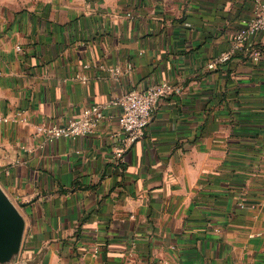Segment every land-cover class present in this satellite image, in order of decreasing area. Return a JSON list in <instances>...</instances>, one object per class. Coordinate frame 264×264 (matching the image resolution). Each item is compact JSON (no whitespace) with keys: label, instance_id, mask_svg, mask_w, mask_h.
I'll use <instances>...</instances> for the list:
<instances>
[{"label":"crops","instance_id":"0c3cea01","mask_svg":"<svg viewBox=\"0 0 264 264\" xmlns=\"http://www.w3.org/2000/svg\"><path fill=\"white\" fill-rule=\"evenodd\" d=\"M251 11L250 0H0V190L24 221L0 264H264V33L207 67ZM161 81L174 90L122 149L111 102ZM97 102L89 134L35 130Z\"/></svg>","mask_w":264,"mask_h":264},{"label":"built area","instance_id":"2783aa9c","mask_svg":"<svg viewBox=\"0 0 264 264\" xmlns=\"http://www.w3.org/2000/svg\"><path fill=\"white\" fill-rule=\"evenodd\" d=\"M252 3L251 15L244 20V25L232 35V46L214 56L208 63V68H214L219 63L228 61L240 48L241 43L247 42L252 33H264V0H250ZM19 48V47H18ZM249 54L257 59L258 49H252ZM124 72L130 71V61H123ZM114 73L121 72L118 65L109 68ZM174 90L168 81H161L148 85L143 89H130L118 96L111 103L119 108L118 124L124 135V146L130 145L143 134L153 109L157 102ZM103 103H93L81 110L77 115L70 117L64 124L38 123L35 125L37 133H42L49 139L56 137H76L91 133L103 117L105 108ZM122 149L117 152L121 157ZM263 202L260 201L259 204Z\"/></svg>","mask_w":264,"mask_h":264},{"label":"water","instance_id":"95a60500","mask_svg":"<svg viewBox=\"0 0 264 264\" xmlns=\"http://www.w3.org/2000/svg\"><path fill=\"white\" fill-rule=\"evenodd\" d=\"M24 221L10 199L0 190V262L8 260L20 245Z\"/></svg>","mask_w":264,"mask_h":264}]
</instances>
